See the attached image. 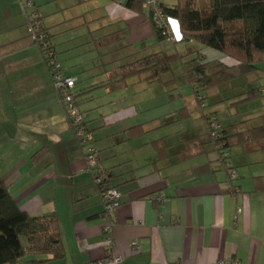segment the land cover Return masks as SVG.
<instances>
[{
	"label": "crops",
	"instance_id": "crops-1",
	"mask_svg": "<svg viewBox=\"0 0 264 264\" xmlns=\"http://www.w3.org/2000/svg\"><path fill=\"white\" fill-rule=\"evenodd\" d=\"M31 1L63 73L76 78L74 91L86 112L99 168L120 194L111 212L115 225L108 249L101 194L32 40L28 9L20 0H0V176L20 210L58 215L65 250L63 258L37 264H96L109 251L122 258L118 264H264V192L255 191L253 182L264 175V156L246 146L231 153L236 189L223 193L225 174L206 127L191 116L195 104L188 109L181 101L170 102L161 94L170 88L163 78L132 76L123 90L88 91L120 66L163 51L147 10L130 9L127 0ZM173 2L166 0L169 6ZM171 28L178 38L176 20ZM106 37L117 39L99 45ZM200 57L223 55L204 47ZM147 91L161 96L142 97ZM231 120L221 121L225 134L248 125ZM139 125L161 134L150 140L129 137ZM192 142L203 152L182 159Z\"/></svg>",
	"mask_w": 264,
	"mask_h": 264
},
{
	"label": "trees",
	"instance_id": "trees-1",
	"mask_svg": "<svg viewBox=\"0 0 264 264\" xmlns=\"http://www.w3.org/2000/svg\"><path fill=\"white\" fill-rule=\"evenodd\" d=\"M142 1L127 0L126 6L140 11ZM164 11L171 18V21L176 20L178 24L179 39L170 42L174 48L179 43L195 42L200 47L210 48L221 53L223 58L205 61L200 57V47L199 49L187 47L184 53H179L176 49L170 54L156 51L120 66L112 71L103 82L89 86L88 91L101 87L108 91L121 89L127 85V79L132 76H141L143 81L159 80L162 75L169 72L170 63L177 59L181 65V74L191 92L195 97L200 95L202 101L205 102V106H201L200 100L196 99L198 101L196 107L201 110L209 105L205 91L246 75L256 70L259 62H264V0H174L170 6L165 0ZM147 17L151 22L148 12ZM27 19L30 20L28 17ZM38 20H40L43 30L40 16ZM151 24L156 40L158 42L166 40L152 22ZM116 39L117 37H106L98 44L107 45ZM46 40L49 41L47 35ZM34 42L46 63V50L42 48L41 41L35 40ZM49 45L57 56L51 42ZM185 56L191 57L182 59ZM224 59H231L232 63H227ZM171 81L173 80L170 79L164 83ZM260 94L259 89L250 90L244 99H254ZM73 96L75 104L78 105L77 97L80 94H76L73 90ZM200 116L207 130L211 150L216 153L218 165L225 174L224 183L226 186L221 191L226 194H234L236 186L233 184V179L236 177V173L234 166L230 164V151L234 146H246L264 156V142H260L264 140V114L259 116L258 122L250 123L245 129L232 134H225L215 111L201 112ZM214 120L219 124L216 131L211 127V122ZM82 124L90 132L84 117ZM70 126L74 132V126L71 123ZM150 130L152 128L146 125H139L131 128L128 134L131 138L139 137ZM196 138L193 137L190 140L195 141ZM192 144L189 146L190 148L184 150V155L180 154L182 159L203 152V149L194 145L195 142ZM252 144H255V147ZM153 145L157 147V141H153ZM79 146L81 147L80 144ZM91 174L94 179V175L98 172ZM99 174H103V172L100 171ZM104 176V179L96 184L100 194L106 187H110L106 183V175ZM253 182L255 191L264 192V175L254 176ZM21 236L25 237V244H22ZM64 255L65 250L58 215L51 212L45 215L32 216L20 210L0 176V264H16L26 256H31L33 259L24 264H37L61 259Z\"/></svg>",
	"mask_w": 264,
	"mask_h": 264
},
{
	"label": "built area",
	"instance_id": "built-area-1",
	"mask_svg": "<svg viewBox=\"0 0 264 264\" xmlns=\"http://www.w3.org/2000/svg\"><path fill=\"white\" fill-rule=\"evenodd\" d=\"M164 1L165 0H143L142 8L146 9L149 13V17L154 26L160 31L161 35L168 41H176L175 34L172 32L171 28V18L164 11ZM21 5L28 9L26 11V17L30 20L28 21L29 30L31 32L32 40H38L42 43V48L46 50L48 70L52 78L54 87L59 95L61 104L64 107L66 116L71 125L74 126L75 136L77 138L78 144L81 145L83 149L84 159L86 162V170L90 173H97L94 175V183L98 184L104 179V174H99L101 171L98 165V155L96 149L92 146V136L83 126V115L78 109V105L74 102L73 90L76 82V78L71 75H66L62 71V66L55 55V52L50 48L48 40H46V33L41 29L40 20L38 17L39 13L33 8L31 0H20ZM28 13V14H27ZM28 20V19H27ZM196 99L200 100V105L205 106V102L202 101L200 95L196 96ZM211 127L216 131L219 128L217 121L211 122ZM234 176V174H232ZM119 191L116 187L110 186L106 187L101 194V201L103 204L104 223L102 225V233L104 234V243L107 248L111 247V232L113 226L115 225L114 220L111 218V212L119 204ZM122 261V258L117 255H113L110 251L107 253L104 259L99 260L96 264H118ZM212 264H238L236 261L232 260H222L214 262Z\"/></svg>",
	"mask_w": 264,
	"mask_h": 264
},
{
	"label": "rangeland",
	"instance_id": "rangeland-1",
	"mask_svg": "<svg viewBox=\"0 0 264 264\" xmlns=\"http://www.w3.org/2000/svg\"><path fill=\"white\" fill-rule=\"evenodd\" d=\"M161 46L162 50L166 54H170L174 52L176 49L179 53H184L187 47L199 49V45L195 42L190 43H179L176 44L175 48L168 40H163L158 47ZM202 50L203 47H200ZM191 56H185L182 59H189ZM227 63H232L231 59H224ZM182 69L180 62L176 59L170 63V70L168 73L162 75L164 82H167L166 79H172L174 82L164 83L163 85H167L170 87L168 92L161 93L162 95L168 96V100H178L183 102V104L188 106V109H192L191 104L197 105L198 101L196 97L191 92L190 87L187 85L184 77L181 74ZM174 86V87H173ZM125 89V88H123ZM121 89V90H123ZM261 92L260 96L254 99H244L248 96V92L250 90H257ZM150 91L142 92V97H147V99H156L160 98V92L156 94H149ZM123 95V94H121ZM205 95L208 96L209 105L199 110L198 107L196 109H192L191 116L195 119L201 120L202 113H208L213 110L216 111L220 121H223L225 124L229 123V121L233 120H243L240 124H254L259 121V116L264 114V62H259L257 64V69L243 76H239L234 78L231 81H228L218 87L205 91ZM108 97V96H107ZM104 98V97H103ZM102 98V99H103ZM110 97H108L109 99ZM79 111L82 113L83 117L85 116L84 108L78 105ZM183 109H179L176 111V117L181 115ZM198 116V118L194 117ZM191 117V118H192ZM161 134V133H160ZM157 130H150L146 134L142 135L143 139L150 140L152 138L158 137L160 135ZM140 137V138H142ZM138 137V139H140ZM261 143L264 140L260 141ZM159 145V144H158ZM255 147V144H252ZM233 149V150H232ZM231 149V153L233 154L235 151L239 149V146H234ZM22 244H25L26 240L24 236L20 237Z\"/></svg>",
	"mask_w": 264,
	"mask_h": 264
}]
</instances>
